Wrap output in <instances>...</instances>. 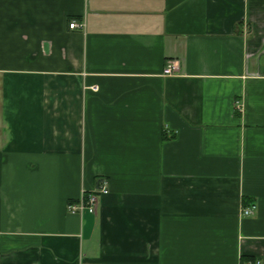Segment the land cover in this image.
Here are the masks:
<instances>
[{
    "label": "crops",
    "instance_id": "1",
    "mask_svg": "<svg viewBox=\"0 0 264 264\" xmlns=\"http://www.w3.org/2000/svg\"><path fill=\"white\" fill-rule=\"evenodd\" d=\"M248 260L264 0H0V264Z\"/></svg>",
    "mask_w": 264,
    "mask_h": 264
},
{
    "label": "built area",
    "instance_id": "2",
    "mask_svg": "<svg viewBox=\"0 0 264 264\" xmlns=\"http://www.w3.org/2000/svg\"><path fill=\"white\" fill-rule=\"evenodd\" d=\"M70 29H81L83 28V24H78L77 22H72L69 24ZM176 63L173 61H169L165 66L164 73L166 75H171L176 71ZM107 184L105 180H101L97 189L94 191L83 193L81 198L77 201V203L68 204L67 211L69 213H78L82 214L84 211H87L90 214H95L98 197L108 195ZM256 209L255 205H250L249 207H245L241 209V216L248 217L252 216ZM240 264H262L260 260H248L242 261Z\"/></svg>",
    "mask_w": 264,
    "mask_h": 264
}]
</instances>
